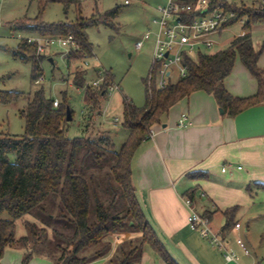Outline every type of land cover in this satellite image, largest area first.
<instances>
[{
	"label": "trees",
	"instance_id": "16d2710c",
	"mask_svg": "<svg viewBox=\"0 0 264 264\" xmlns=\"http://www.w3.org/2000/svg\"><path fill=\"white\" fill-rule=\"evenodd\" d=\"M98 1L95 0L97 4ZM55 2L63 3L66 9L75 5L77 21L46 24L37 18L29 24H15L14 28L43 38L74 37L77 48L69 51L65 62L69 71L73 70L70 75L74 86L85 88L84 102L91 115L85 136L68 137L69 99L62 96L59 107L54 108L55 99L39 88L27 97L22 112L25 134L21 137L0 134V263L6 249L14 248L25 252V264L34 256L50 258L55 264H93L106 257H110L111 264H140L144 249L149 246L166 264H178L137 198L134 157L149 139L150 130L161 125L176 104L196 92L213 96L229 116L264 103V69L258 65L263 50H255L251 34L253 24H264V3L233 7L237 18L230 26L246 19L244 34L225 49L188 61L189 73L185 78L159 89L155 73L150 72L143 80L145 106L139 108L128 100L123 103L119 126L129 131V137L118 150L113 129L96 127L103 116L108 90L115 82L114 75L106 71L100 88L89 85L86 62L95 56L88 30L103 24L118 31L116 19L120 7L86 17L78 0H43L44 6ZM16 55L25 62L31 61L33 81L42 77L41 64L49 57L38 55L37 45L22 39ZM237 56L258 83L254 96L235 97L225 88ZM21 97V93L0 92L2 103ZM257 186L264 189V185ZM196 191L197 187L186 197L192 200ZM238 211V207L225 211L227 223L223 232L235 227ZM19 225L25 231L21 236L16 234ZM123 233L133 237L114 247V236Z\"/></svg>",
	"mask_w": 264,
	"mask_h": 264
},
{
	"label": "crops",
	"instance_id": "0c3cea01",
	"mask_svg": "<svg viewBox=\"0 0 264 264\" xmlns=\"http://www.w3.org/2000/svg\"><path fill=\"white\" fill-rule=\"evenodd\" d=\"M257 28L264 32V25ZM261 44L258 65L264 69V37L254 40L255 50ZM225 88L235 97L247 98L257 94L258 83L242 62H235ZM183 113L188 114L190 125L180 128L178 122ZM111 128L116 132L121 129L115 123ZM227 166L231 168L222 172ZM133 180L146 218L178 264H259L250 251V221L264 220V189L257 186L264 185V103L229 116L204 91L183 99L156 128L154 137L136 152ZM196 187L192 196L194 209L209 216L212 228L226 238L238 260H226L222 249L189 227L190 211L184 198ZM233 207L239 208L234 223L245 220L246 227L223 232L227 223L224 213ZM230 236L243 238L250 254H244L237 239L232 247ZM132 237L123 233L114 241L118 244ZM109 259L93 264H104ZM140 264L166 263L146 246Z\"/></svg>",
	"mask_w": 264,
	"mask_h": 264
},
{
	"label": "rangeland",
	"instance_id": "374dc122",
	"mask_svg": "<svg viewBox=\"0 0 264 264\" xmlns=\"http://www.w3.org/2000/svg\"><path fill=\"white\" fill-rule=\"evenodd\" d=\"M78 1L82 5V13L86 17L97 12L105 13L120 7V14L116 19L118 31L103 24L88 30L95 56L88 60L89 71L86 76V83L90 84L103 71H111L114 75L115 82L113 84L120 88L112 95H108V100L103 106V116L96 127L111 128L114 123H117L120 128V118L125 100L131 101L139 108L146 104L143 80L149 76L152 69L154 38L145 42L142 51L136 50V43L143 39V35L151 26L153 18L157 16L156 8L165 0H99L98 4L95 0ZM126 1H129L128 5L125 4ZM242 1L245 5L252 6L262 0ZM37 18L46 24L75 23L78 18V11L75 5L66 9L65 5L59 2L44 6L43 0H0V92L22 94V97L17 101L0 102V134H9L15 137H21L25 134L26 122L22 112L27 106V97L33 94L36 89L43 88L48 97L57 99L60 103L63 99L62 96L69 99V106L74 112V119L69 122L66 128L67 135L70 138L83 137L86 135L85 127L88 126L91 114L84 102L85 88L80 89L74 86L73 75H70L73 70L69 71L66 65L65 56L69 50L56 43L44 54H41L49 58L41 64L42 80L40 84L32 79L31 61L25 62L19 55H16L22 39L28 41L31 37H42L14 28L15 24H29L31 20ZM245 22L246 19L244 22L238 21L223 30L221 35L216 38L220 43L217 49L221 50V48L227 47L233 39L242 36ZM261 25L264 24L255 23L252 25V40L253 37H255L254 40L263 39L264 32L257 28ZM262 47L263 44L259 46L257 51L261 50ZM50 59L53 61L51 62ZM237 62H242L239 56H237ZM173 72L175 73L174 68ZM169 116L170 112L164 116L163 120H167ZM116 117L119 119L118 122L115 121ZM158 126L155 125L152 129L156 130ZM115 129H113L114 142L119 150L128 139L129 131L119 129V132H116ZM11 159L13 160L14 156ZM245 223V220H242L243 228L246 227ZM263 231L264 220L250 221V239L252 242L250 251H252L253 256L257 257L259 264H264V244L261 242ZM24 233L23 227L19 225L16 232L17 236ZM236 239L237 236H230L228 239L232 247L236 245ZM122 242L114 243V247ZM24 258L25 252L23 250L7 248L0 264H25ZM27 264H55V262L47 257L34 256ZM104 264L111 263L105 261Z\"/></svg>",
	"mask_w": 264,
	"mask_h": 264
},
{
	"label": "built area",
	"instance_id": "2783aa9c",
	"mask_svg": "<svg viewBox=\"0 0 264 264\" xmlns=\"http://www.w3.org/2000/svg\"><path fill=\"white\" fill-rule=\"evenodd\" d=\"M264 3V0L261 1ZM126 5L129 1L125 2ZM244 4L242 0H165L156 8L157 16L151 22V26L144 33L143 39L137 41L136 50L142 51L145 42L154 38V50L152 56V69L155 73V81L159 89H166L170 84L185 78L189 73L188 61L197 60L202 54H212L220 49L219 41L216 39L223 30L237 18L233 7H240ZM244 22V20H241ZM30 44L37 45L38 54H44L52 45L58 43L61 47L76 49L77 44L74 37L69 35L66 38H29ZM88 65V62H86ZM175 69V73L173 72ZM103 71L97 79L90 82L96 88H100L105 79ZM39 78L36 83H41ZM119 90L118 85H112L108 95ZM60 102L55 99L54 108H58ZM187 113H183L179 119V127L185 128L190 125ZM119 121L118 118L115 120ZM116 125H118L116 123ZM155 130L151 129L149 139L153 138ZM231 166L224 167L222 172H227ZM238 169H242L239 167ZM188 207V225L191 230L198 232L211 245L222 249L228 261H235L239 258L232 249L228 248V241L221 232H216L209 218L196 212L190 198H184ZM242 224L236 223L234 230L241 231ZM237 245L249 255V249L243 238H237Z\"/></svg>",
	"mask_w": 264,
	"mask_h": 264
},
{
	"label": "water",
	"instance_id": "95a60500",
	"mask_svg": "<svg viewBox=\"0 0 264 264\" xmlns=\"http://www.w3.org/2000/svg\"><path fill=\"white\" fill-rule=\"evenodd\" d=\"M50 61L52 62L53 60L50 59ZM221 112H223V110L221 109ZM72 112L70 108H67V121L71 122L72 121Z\"/></svg>",
	"mask_w": 264,
	"mask_h": 264
}]
</instances>
